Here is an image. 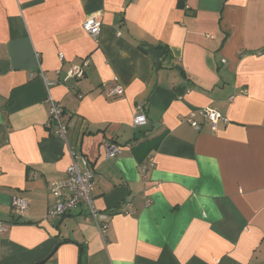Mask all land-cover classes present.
I'll return each mask as SVG.
<instances>
[{"label":"crops","instance_id":"obj_1","mask_svg":"<svg viewBox=\"0 0 264 264\" xmlns=\"http://www.w3.org/2000/svg\"><path fill=\"white\" fill-rule=\"evenodd\" d=\"M84 58L81 78L40 75ZM114 84L122 95H107ZM48 99L95 171L102 234L84 204L47 218L48 184L71 162ZM205 106L228 123L178 118ZM0 222V264H79L77 244L86 264H264V0H0Z\"/></svg>","mask_w":264,"mask_h":264},{"label":"built area","instance_id":"obj_2","mask_svg":"<svg viewBox=\"0 0 264 264\" xmlns=\"http://www.w3.org/2000/svg\"><path fill=\"white\" fill-rule=\"evenodd\" d=\"M81 27L84 32L94 39H97L98 33H100L101 21H99L98 15L89 14L84 18L81 23ZM62 57V55H60ZM88 58L82 59L80 64L70 66L64 75L57 81L48 80L44 74L40 73L43 77L47 86L54 85V83H63L70 79H78L84 76L86 67L89 65ZM225 60L223 59L222 62ZM58 73V72H57ZM109 96H120L123 94L124 90L121 85L114 84L107 91ZM243 92V91H240ZM49 100V120L48 123L52 124L51 132L52 134H57L62 138L66 144V150L71 157V162L67 166L65 175L63 178L58 180H53L48 184V190L53 197V204L47 214L49 219H58L65 216L67 213L71 212L73 209L78 207L81 204H84L88 210V218L92 220L94 226L97 229L99 234H102L107 227V213L97 211L93 205L92 197V188L94 184V169L87 165L85 160H82L84 167H81L75 150L73 146L68 143L66 139V129L67 125L63 124L61 120L63 107L59 102H56L52 99ZM141 105H138L136 113L132 117V125L135 127L144 126L147 124L146 116L141 108ZM179 120L181 122L188 123L194 130H200L201 123L197 119L203 120L210 125L212 131L217 129V125L227 124L228 119L226 116L222 115L219 111L211 107H204L195 110H190L185 115H179ZM104 149L106 151L107 158H113L118 155L121 151L120 146L111 143L109 141L104 142ZM149 160V165L153 164L152 159ZM147 165L141 166V173L144 174ZM26 199L18 196H13L10 201L11 211L14 215H21L24 208L27 206ZM129 209L126 207L124 212H128ZM6 228L5 224L0 222V231H4Z\"/></svg>","mask_w":264,"mask_h":264},{"label":"trees","instance_id":"obj_3","mask_svg":"<svg viewBox=\"0 0 264 264\" xmlns=\"http://www.w3.org/2000/svg\"><path fill=\"white\" fill-rule=\"evenodd\" d=\"M145 139V137L142 135V137H140V138H137L136 140L137 141H139V140H144ZM110 142V141H109ZM68 214V213H67ZM66 214V215H67ZM68 240H64V242H67ZM78 245V247H79V260H80V262H79V264H86L87 263V254H86V252L85 251H83L82 249H81V245L80 244H77Z\"/></svg>","mask_w":264,"mask_h":264},{"label":"rangeland","instance_id":"obj_4","mask_svg":"<svg viewBox=\"0 0 264 264\" xmlns=\"http://www.w3.org/2000/svg\"><path fill=\"white\" fill-rule=\"evenodd\" d=\"M112 143V142H111ZM87 212H88V210H87Z\"/></svg>","mask_w":264,"mask_h":264},{"label":"water","instance_id":"obj_5","mask_svg":"<svg viewBox=\"0 0 264 264\" xmlns=\"http://www.w3.org/2000/svg\"><path fill=\"white\" fill-rule=\"evenodd\" d=\"M79 262V261H78Z\"/></svg>","mask_w":264,"mask_h":264}]
</instances>
